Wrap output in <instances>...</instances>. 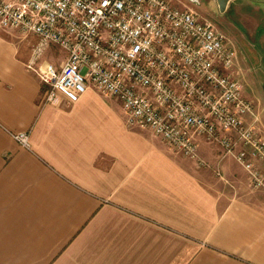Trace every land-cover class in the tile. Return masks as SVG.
Listing matches in <instances>:
<instances>
[{"label":"crops","instance_id":"0c3cea01","mask_svg":"<svg viewBox=\"0 0 264 264\" xmlns=\"http://www.w3.org/2000/svg\"><path fill=\"white\" fill-rule=\"evenodd\" d=\"M169 1L264 48V0ZM14 31L0 27V264H264V190L232 156L194 135L185 157L93 88L44 102Z\"/></svg>","mask_w":264,"mask_h":264},{"label":"built area","instance_id":"2783aa9c","mask_svg":"<svg viewBox=\"0 0 264 264\" xmlns=\"http://www.w3.org/2000/svg\"><path fill=\"white\" fill-rule=\"evenodd\" d=\"M0 27L37 36L27 68L44 102L73 103L93 88L120 101L127 126L149 128L185 157L198 159L194 135L217 143L264 190V138L246 121L253 108L234 45L211 21L169 0H0ZM48 45L66 52L59 66L36 63ZM27 135L14 138L25 146Z\"/></svg>","mask_w":264,"mask_h":264},{"label":"rangeland","instance_id":"374dc122","mask_svg":"<svg viewBox=\"0 0 264 264\" xmlns=\"http://www.w3.org/2000/svg\"><path fill=\"white\" fill-rule=\"evenodd\" d=\"M235 30L240 32L239 29ZM221 32L227 37L228 41H232L229 39L227 34H225L222 30ZM15 33L19 36L18 39L22 40L33 53L34 48H36L39 44L38 38L32 34H23L18 31ZM243 35L246 36L247 33L245 32ZM248 41L252 43L250 40L243 37L237 45H235L234 42L232 43L234 44L233 48L236 52L234 74L236 79H238L241 83L243 98L249 101L252 105L253 115L249 118L251 121H254L257 133L264 138V56L262 55L264 48H254L248 43ZM58 50L60 49L50 46L46 52L54 57L56 56V51ZM47 58V56H41L40 54L36 59V63H47L46 61H50V59ZM59 62L61 61H55V64H58ZM262 163L263 169L258 165ZM256 164L259 170L264 174V161L257 162Z\"/></svg>","mask_w":264,"mask_h":264},{"label":"water","instance_id":"95a60500","mask_svg":"<svg viewBox=\"0 0 264 264\" xmlns=\"http://www.w3.org/2000/svg\"><path fill=\"white\" fill-rule=\"evenodd\" d=\"M229 0H217L220 11H224Z\"/></svg>","mask_w":264,"mask_h":264}]
</instances>
